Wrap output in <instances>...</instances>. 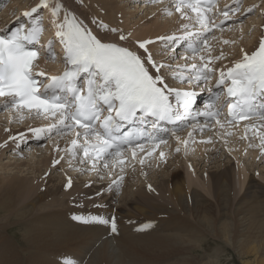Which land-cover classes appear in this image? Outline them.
<instances>
[{
	"label": "bare ground",
	"instance_id": "1",
	"mask_svg": "<svg viewBox=\"0 0 264 264\" xmlns=\"http://www.w3.org/2000/svg\"><path fill=\"white\" fill-rule=\"evenodd\" d=\"M39 1L40 0H37V2H34L31 6H34V4H37ZM64 1L73 5L74 8H76L74 5H78L77 2L81 1L80 3L89 10V13L90 10H92L95 11V15L98 13L97 15L104 16L103 13H105V10L103 9L111 11L108 6H105L107 2H109V0ZM146 1L147 0H144V2ZM26 7L28 6H23L20 12H23L24 8L25 11L28 10L26 9ZM48 10V8H45V10H43V18L45 19L44 24L46 23V27L48 26V23L52 24V21L48 18ZM5 11L6 10L4 9L1 15L2 17H0V24L3 25L5 24V22H8V20L14 19L13 14L8 17L9 19H7L8 13L5 14ZM74 12L77 11L74 10ZM3 14L5 16H3ZM45 14L47 16H45ZM85 15V17H87V14ZM79 16L80 15H78V17ZM258 16L262 18V23L261 26H259L256 38L255 36L253 38V43L247 46L246 51L248 52H253L257 48L258 40L263 34V31H261L260 28H262V26L264 25V11L259 10ZM104 17L107 18L106 21H108L109 19L112 24L116 25L115 23H113L115 17L113 18V15L111 13H109L107 16L105 14ZM75 18L77 21H79L76 16ZM241 19L246 21L245 18L241 17ZM185 21H188V19H186ZM90 22L93 23L94 21L90 20ZM50 28L56 29V27H47L45 36H50ZM108 29L114 28L108 27ZM103 31L105 30L103 29ZM153 31H155V28L153 29ZM132 33L129 34L131 35ZM141 33L142 35H144V29L141 31ZM92 34L102 42H110L108 39H102L101 33L97 34L95 32H92ZM110 36L111 35H109V37ZM147 38V40H149V37ZM41 62L42 60H40L38 63L42 67L43 64ZM235 62L236 60L228 66L234 64ZM182 86L183 85L179 84V88ZM5 109L9 108H0V111ZM8 111H12L13 114L15 113L16 115H18L12 109H9ZM25 115L27 116L26 113ZM1 116H3L4 118ZM8 117L9 113L7 111L4 114L0 115V119H7ZM28 120H22V122H24V126L17 127V129L12 128V133L14 131L19 132L22 130H25V133H27L28 131H30V129H35L36 126L42 127L44 125V128H47L51 123L54 122L52 120L42 118L44 124L41 123L39 125L35 124L32 119L29 122ZM12 122H15V120H12ZM30 122H32V124L34 123L35 125H30ZM260 123L262 124L264 122L261 121ZM249 124L250 123L235 125L233 133L236 129L242 127L245 128ZM250 128L252 129L245 132L246 135L248 137L253 135L254 139L259 140V142L261 143V139L262 137H264V128L262 126H250ZM196 131L202 132L203 134H206V136L210 134L209 131L207 132V134V130H202L201 126L200 129H196L194 127V130L193 127L190 126L189 128L184 129V131L181 133L183 134L182 137L180 132H178V134L174 133L173 136H170L176 139L181 137L183 141L188 140L189 145H187L186 147V149H188L190 145L194 146V144L191 143L192 140L190 141V139H188V136L186 137V135L189 134V132ZM215 131H217V129H215ZM221 132L225 134L220 135L221 137H228L227 135L232 132V128L228 126L221 127ZM52 134H44V136L52 137ZM3 136L4 134H0V139H2ZM9 136L10 135H8V138ZM247 136L244 138L246 139ZM209 138L210 141H215L214 139H212V137L209 136ZM164 139L168 138L164 137ZM60 140H62V138ZM247 140L251 141L249 140V138H247ZM8 142L9 146H7V150L9 147L10 151L14 150L15 152L16 150V152L22 153L26 149L24 146H22V149H20L21 151H18L17 149H15V146H10L11 141ZM70 142L71 139L69 137H64L62 142L60 143H57V141H50V143H56L55 148L60 149H63L65 147L67 148V146L70 145ZM204 143L205 141L204 139H202V142L197 144L196 153H200L199 157L195 159L197 160V164L192 165L191 163L187 162L188 160H186L184 162V170L182 168L183 165H180L177 159H171L163 163L162 166H152V169H150L151 167L147 169L145 163H143L140 168L141 170L139 172H136L137 174L134 171L130 170L125 172L124 174H126V178L125 182L123 183V189L120 191V193H118L120 194V196H122L124 193L126 194L124 197H122V202H120V204H111L115 200L114 194L116 193L110 192L112 194L109 197L104 196V200L105 203H108V205H110L111 207L108 209H103L101 207L99 209L96 208L93 216H86V214L81 209H84L88 213V210H90L94 206L88 205L87 201L86 203L82 204L81 202H77L78 199H84L85 196H89L93 192L92 189L85 187V184L90 183V180L88 179L84 180L83 182L76 181L75 183L71 184V187H66L61 180H59V182H57V180H52L54 181V183L48 185V181L53 178V175L52 173H46L44 175H41L45 176V183L40 185V182L38 183L36 180H34L35 172H37L36 178H38V175H40L39 167L35 166L36 161L31 162L34 164V166H30L29 168H27H32L31 171L29 170L27 171V173H23L21 175L9 174L10 176L6 178H0V214L2 215L0 218V233L5 232L6 236H12L7 232L8 226L10 227L13 222L17 220L20 226L24 229V233L21 236L24 241H28L30 243V248H33L32 250L42 244H49L50 246H54L56 249H59V252L53 251L54 254L44 256H39V252L28 249L27 254L22 252V255L19 257L23 258V260L19 258H11L14 256L15 252L9 251L8 256L4 251L0 250V264H163L159 260L169 256L176 257L175 255L182 254L183 252H194L198 245L194 244L193 242L191 243V241L198 240V238L204 236V229L217 239H221V241L225 243V246L227 245V247L229 246L232 249V246L236 247L239 255L242 256L244 264H264V216H261V214L264 215V185L260 184V182H257L254 179L253 175L249 176L250 180L245 185L246 189L242 196L238 198L237 204L236 206H234L232 216L230 217L228 206L230 205V201L232 200V189H236L234 187L236 185V182H234V165L232 163L225 165L217 161V159L222 156L219 150V145L211 142L208 146V149L205 150L204 146L201 147L200 145H203ZM230 143V147H235L237 151L243 153V149L240 148L239 144L236 145L235 143ZM31 144H34V142L32 141ZM35 146H37V143L35 144ZM50 149L53 150L51 147ZM57 154L58 153H56V156H58ZM262 154L264 155V153ZM70 158L72 157H69L68 160ZM137 160L140 161V157H138ZM50 161L54 160H52L51 158H46V160H39V163L50 164ZM14 162H17L20 170L24 166V164H30L29 160L21 162L20 160L14 159L13 163ZM238 164L239 166H237V170L239 176H243L244 178H246V169L244 168L243 164L241 165V163L239 162ZM53 165L54 164L52 163V167H55V169L59 166ZM73 165L75 164H72V166ZM197 166L199 167V169H197ZM201 166L203 167V169H205V167L211 168L208 171V181H206L205 179L203 182L201 181L199 183H201L203 187L207 185L208 192H211L212 197L214 198V201L218 206L219 212H217L214 216L211 215L209 211V208H211L212 206L207 203L203 204V202L207 201L208 198L201 194L194 187H191L193 184L191 182V180L193 181V179L191 178H193L195 176V173H197V171L201 169ZM255 167L254 170H256L258 166ZM74 171L75 173L81 172L80 175L85 174L84 172H86L82 171L81 167H76ZM123 171H125V169ZM239 171L241 173H239ZM159 172L160 175H158ZM151 173H153V176L149 177V183L141 185L136 184L137 180L134 179L135 175L137 177L139 176L143 178ZM32 174L34 176L33 180L29 177ZM240 177H238V179ZM244 183L245 180L242 179L240 189L243 187ZM109 184L110 183L106 181L98 187H106ZM147 184H150L151 188H149V185ZM64 187L67 190V195L72 196V199H69V197H67V200L64 202L66 198H63V201L60 200V202L58 203L57 193L61 188ZM112 187L117 188V186ZM237 190L239 191L238 187L236 189L235 195H238ZM258 196L261 197L260 201L258 200ZM45 200H47V203L50 206L49 209L37 214L31 213L32 209L36 208L37 206H41ZM120 205L121 207H126V209L130 212L126 214L127 216L120 210H118L120 208ZM115 206L118 208L117 212L120 215L121 219L116 225L118 232H116L114 236H111L109 224L111 223V221H109L111 214L105 215V213L108 211H115ZM12 216H16L17 218L12 219ZM80 216H86V218L88 219L87 224L78 225L68 219ZM92 217H102L103 219L109 221V223H99L92 220ZM135 219L142 220H139L138 222L133 224H126L127 220L132 221ZM147 223H151V225H149L148 227H143V225ZM134 225L138 227L135 230H132ZM127 227H129L131 230L127 231ZM247 233H249V235H247ZM191 263L194 264L193 261ZM200 264H218V262L216 260H211L202 262Z\"/></svg>",
	"mask_w": 264,
	"mask_h": 264
},
{
	"label": "snow or ice",
	"instance_id": "2",
	"mask_svg": "<svg viewBox=\"0 0 264 264\" xmlns=\"http://www.w3.org/2000/svg\"><path fill=\"white\" fill-rule=\"evenodd\" d=\"M170 2L175 5V11L181 13L182 18L194 19L199 27L194 31H188L189 25L184 24L181 27L185 31L181 35L158 37L157 40L167 43L169 48L179 41L190 40L194 42L189 44V49L194 55L207 51L206 36L213 28L219 27L208 15L212 11L214 0ZM61 7L59 2L52 6L50 0H40L30 11L22 13L24 17L29 18L26 22L27 27L24 23H19L14 30H0V98H2L0 108L14 110L20 120L24 119L26 113L31 118L54 121L47 128L30 129L38 138L44 134H64L77 128L81 129L82 131H75V138L71 139L67 152L75 159L82 151L80 162H90L91 171H99L97 164L101 163L104 168H108L109 161L112 167L124 166L128 159L124 155L125 152H131L133 159L137 156V149L144 152V148L135 143L137 136L144 135V130L140 128L121 132L125 124L134 121L138 116L141 118L151 116L158 120L187 118L193 110L197 94L194 91L172 90L181 101L180 107L184 110L183 116L177 113L169 95L163 88L157 86L158 82L163 83V78L159 75L153 77L145 67L147 61L157 71L165 67L172 68V65L164 63L157 65L153 60L148 45L154 41L138 42V48L143 50V56L117 43H104L71 13L65 12L63 21L57 22ZM42 8L49 9L52 23L57 29L55 36L59 38L64 49L65 70L59 75L47 76L44 72H34L39 58L37 49L39 35L43 29L41 20L32 17ZM184 9L194 13V17L189 16ZM237 10L225 6L224 20L232 19L230 13ZM246 11L251 12L252 8ZM168 14L171 15V12L168 11ZM101 27L108 31H117L108 29L103 24ZM120 39L124 40L125 37L121 35ZM51 45L50 40L45 46L46 56L54 59ZM199 59L201 63H192L180 69L188 73L180 77L181 79L198 85L210 78L213 73L210 67L212 57L206 59L201 55ZM40 77L47 79L48 83L45 84L44 79H39ZM173 78H176L175 72ZM217 83L223 88L225 99L220 101V94H215L207 103L206 110L197 111V115L205 118L218 117L223 105L227 103V116L230 118L228 123H232L233 120H246L252 114L259 115L264 121V112H257L254 107L259 103L260 108H264V39H261L258 49L251 55L245 54L240 62H236L226 71L221 70ZM224 85L227 86L223 87ZM216 123L221 124V121L217 119ZM151 126L155 127V124ZM191 136L192 133L189 132V137ZM80 137H83L82 142H79ZM9 139L15 140L16 137ZM164 142L153 141L156 147ZM188 143V140L183 141L185 147ZM261 143L264 144V137ZM155 150L153 147L145 155L151 156ZM176 150L179 151V148ZM261 150L264 151V148ZM159 156L163 159L165 153L160 152ZM59 162L56 160L53 164ZM139 162L143 164L144 158L141 157ZM122 179V176L117 177L110 187L118 186ZM71 183L69 178L66 187H71ZM74 219L88 222L83 217ZM91 219L103 224L109 223L102 217ZM111 230L117 231L114 219L111 221Z\"/></svg>",
	"mask_w": 264,
	"mask_h": 264
},
{
	"label": "rangeland",
	"instance_id": "3",
	"mask_svg": "<svg viewBox=\"0 0 264 264\" xmlns=\"http://www.w3.org/2000/svg\"><path fill=\"white\" fill-rule=\"evenodd\" d=\"M34 2H37V0H4L2 2L1 12L3 11V9H5L6 10L5 14L8 13L7 14V18H8L12 14L15 15V13H17V12L20 13L23 6L28 5V7H26V9H28L29 5L33 4ZM50 2H52L51 3L52 6H54L55 3H57V2H59L62 5L60 15H58V17H57V22L63 21L65 12H67V11L71 12L72 11V13H74L77 17H78V15H80L78 18H80V20H81L82 24H84V26H87L88 28L96 30L97 33H101L103 37L110 39V41H112V42H116L121 47H127V48H129V50H131L133 52H136V53L138 52V54L141 56H143V50L138 48L137 42H140L141 40L143 41V40H145V38L147 40L148 39L147 37H149V40L154 41V43H152L153 46L151 44L148 45V49H149V52L152 53V56L154 58L153 60L156 63H158L161 60H166V63H169L170 61L173 60V57H177L176 55L168 56V53L166 56L165 50L167 49V46H164V42L157 40L158 37H156V36H159L160 34H161L160 36H162L164 34V32L170 31L171 29H174V28H182L181 26L184 25V23L185 24L189 23V21H185L186 19H182L181 17H179L178 14L181 15V13L176 12L175 8L168 7V6L166 7V9L171 12V15H169L168 11H166V9L159 10L156 7V4H151V0H147L146 2H144V0H109V2H107V4L105 6H108V8H110L111 11L103 9V10H105V13H103V14H104V16H105V14L107 16L109 13H111L113 15V18L115 17L113 23H115L116 25L112 24V22H110L109 19H108V21H106L107 20L106 17L101 16V15H97L98 14L97 12H96L97 14L95 15L94 14L95 11L90 10V13H89V10L86 9V7H84L80 3L81 1L77 2L78 3V5L76 4L77 6L74 5L76 8H74L73 5L67 3L64 0H52V1L50 0ZM250 3H251L250 4L251 6L249 8L253 9L252 13H250V15L252 14L253 17L258 16L257 15L258 10L264 8V0H250ZM102 6H104V5H102ZM76 9H78V10H76ZM24 10H25V8H24ZM74 10L77 12H74ZM77 13H78V15H77ZM85 14H87V17H85L86 16ZM90 14H92V15H90ZM3 16H5V15L3 14ZM45 16H47V15L45 14ZM97 16H101V17H97ZM48 18L52 21V16H51V13L49 10H48ZM250 19H251V25H257L258 26L259 17H256L254 19L250 18ZM90 20H93L94 22L92 23V22H90ZM241 20L242 21H237L234 24V27L226 29L224 31L222 30L218 33L216 32V34H213L208 39V50L205 51L204 56L209 55L211 57H214V58H212L211 61H214L215 65L217 67L226 66V64L231 61V58L236 57V55L239 54V52H241L240 54L245 52L247 49V46H249L253 43L252 41H253L254 36L256 38V36H257L256 31L253 32L251 25L248 24L243 19H241ZM261 20H262V18H260V21ZM105 23H107V24H105ZM101 24L106 25L107 28L113 27L114 29H117V31L116 32L107 31L106 29L101 27ZM117 24H118V26H117ZM114 26H116V27H114ZM48 27H55V26L53 25V23L52 24L48 23ZM154 28H155V31H153ZM248 28H250V29H248ZM103 29L105 31H103ZM141 29L142 30L144 29V32H145V33H143L144 35H142ZM50 30H56V29L50 28L49 31ZM132 31H133V33H132ZM52 33H53V31H51V34ZM129 33H132V34L130 35ZM255 33H256V35H255ZM109 35H111V36L109 37ZM121 35H123L125 37L124 40L120 39ZM151 36H154V37H151ZM214 36H215V40L211 41ZM143 37H145V38H143ZM224 41H228V43H224ZM221 42H222V44H221ZM232 45H234V46H232ZM215 54H216V56H215ZM221 54H223L222 57H221ZM216 57H221V58L216 59ZM240 57H242V56L240 55ZM240 57L238 56L236 59H234V61L235 60L237 61L238 59H240ZM234 61H232V63ZM179 62H181V61H178V63ZM165 72H167L166 78L170 82H174V78L172 76V74H173L172 71L164 70L162 73L165 75ZM8 110L9 109H5V110L0 111V115L4 114L6 111L9 113V117L7 119H0V122H2V123H0V134H4L3 138L0 139V178H6V177L10 176L9 174L21 175L23 173H27V171H29V170L31 171V169H32V168H30V169H27V168H29L30 166H34V164L31 162L36 161L35 166L39 167L40 175H38V178H36L37 172H35L34 173L35 178H34L33 174L30 175L29 177H30V179L32 178V180L34 178V180H36L38 183L40 182V185L45 183V176H41V175L42 174L44 175L46 173H49V174L52 173V175H53V178L48 181V185H51L54 183V181H52V180H57V182H59V180H61L64 183V185L66 186L68 184L69 178L71 179L72 183H75L76 181L83 182L85 180L86 176L87 177L89 176L90 183L85 184V187L92 189L93 192L89 196H85L84 199L83 198L78 199V201H77V202H81V204L86 203V201H87L88 205L94 206L93 208L88 210V213L84 209H81L86 214V216L87 215L92 216L93 213L95 212L96 208L99 209L101 207L103 209L104 208L108 209L111 207L110 205H108V203H105V200H104V196L109 197L111 195V193H108V191H106L104 189L98 188L99 185H101L103 182H106L107 179H109L106 175H104V174L101 175V173H100V174H98L97 177L94 178L92 173H90V174L86 173L87 174V175L85 174L86 176L84 174L80 175L81 172L75 173L74 169L76 167H79V166H77V165L72 166V164L78 163L77 160L73 159V158H70L71 161L68 160L69 155L67 154V151L65 149L59 150L60 148H55L56 143H50V141H57V143L62 142V140L64 138L62 134H57V136L55 134H52V137L50 136L51 138L45 137L43 135L38 138L36 135H34V133L32 131H28L27 133H25V130H22L19 132L14 131L13 132L14 134H13L11 129L12 128L17 129V127L24 126V122H22L20 119L16 118L17 116H14V114H11V111H8ZM1 117H3V116H1ZM12 120H15V122H12ZM22 120H25V117ZM34 123L38 124V122H34ZM34 123L32 124V122H30V125L31 124L35 125ZM36 128H38V126H36L35 129ZM214 129H217V128L215 127ZM251 129L252 128H250V130ZM226 131H228V130H226ZM247 131H249V129L247 127H245V128L242 127V128L235 130L234 133H231V135H227L228 137L225 136V138L220 136V135H225L222 132L218 133V132L214 131L213 134L211 133V134L207 135L208 137L210 136V137H212V139L215 140V141H210V143L214 142L216 145L220 146L219 150H220V153L222 154V156H220L217 159V161H219L221 164H225V165L232 163L234 165V168H235L234 182H236L235 183L236 185L234 187L236 189L238 187L239 191L237 190L238 195H235L236 189L234 190V188H233L232 192L230 190L231 196H232V200L230 201V205L228 206V208H229L228 212H229L230 217L232 216V213L234 211V206H236L238 198H240L242 196V194L244 193V191L246 189L245 185L250 180L249 176L253 175L254 179L257 182H260V184L264 185V155L262 154V153H264V151L261 150L262 148H264V145L261 144L259 142V140H256L254 138H251L252 141H248L247 140V138H249L248 136L245 139L244 138V137H246L245 132H247ZM20 134H23V135L21 136ZM8 135H10L9 137H16V139L15 140L9 139ZM182 135L183 134H181V137H182ZM54 136H56V137H54ZM60 136H62V137H60ZM204 136H206V134H204L203 136L197 135L196 136L197 138H194L191 141V143H193L194 146L190 145V147H189L190 149L188 148L189 150L188 149L182 150L180 140L176 141V139H175L173 141V144L175 147L174 150H171V149L168 150L167 149L165 156H164V159L166 158L167 161H169L171 159H177L179 164L183 165V167H182L183 170H184V165H185L184 162L186 160H188L187 161L188 163H191L192 165H196L197 160H195V159H197L199 157V154H200V153H196L197 144L202 142V139L205 138ZM7 138H8V140H7ZM61 138H62V140H60ZM233 139H235V140H233ZM171 140H172V137L169 139V141H171ZM8 141H11L10 146L11 147L15 146V149H17L18 151H21L20 149H22V146H24L26 148L25 151L20 153V152H16V150H15V152H14V150L10 151L9 147L7 150V146H9ZM32 141L34 142V144H31ZM230 142H232L233 144L235 143L236 145L239 144L240 148L243 149V153H240L239 151H237L235 147H232V146L230 147L229 146L231 144ZM36 143H37V146H35ZM210 143L205 142L203 145L202 144H200V145H201V147L204 146V149L207 150ZM3 145H4V147H3ZM50 147L53 150H51ZM177 148H179V151L176 150ZM56 153H58L57 154L58 156H56ZM225 153H226V155H225ZM46 158L47 159L51 158L54 161L56 159H60L62 161V163L58 164L59 166L56 169H55V167H52L53 161H50V164L39 163V160H42V159L46 160ZM14 159L20 160L21 162L29 160L30 164H27V163L24 164V166L22 168L20 167L21 168V170H20L19 166L17 165V162L13 163ZM156 162H159V160ZM219 162H218V164H219ZM238 162L241 163V165L243 164L244 168L246 169V171H245L246 175H247L246 178H244L243 176H241V177L239 176L238 170H237V166H239ZM126 163H128V162H126ZM146 164L150 165L151 162L147 161ZM132 165H134V163ZM132 165H130V166H132ZM154 165L159 166L158 164L152 163V165H150L151 168H150V166H149V168L152 169L153 168L152 166H154ZM130 166H128V167H130ZM255 166H258L256 170H254ZM67 167H71V168L67 169ZM136 168H138V166H133V168L130 169V171H134L135 173L139 172L136 170ZM197 169H199L198 166H197ZM209 169H211V168L205 167V169H203V167L201 166V169L198 170L197 173H195V176L193 178H191V179H193V181L191 179L190 180L193 183L191 187H194L201 194H203L204 196H206L208 198V200L204 201L203 204L207 203V204H210L212 206L211 208H209V211H210L211 215L214 216L217 212H219L218 206L215 203L211 192L210 191L208 192L207 185L203 187L202 184L199 183L201 181L203 182L205 179H206V181H208ZM239 173H241V172L239 171ZM149 175L145 176L143 178L139 177V176L135 177L134 179H137L136 184L141 185V184L149 183V181H148L149 177L153 176V173H151ZM158 175H160V172ZM238 177H240V178L238 179ZM242 179L245 180V183H244L243 187L240 189V184L242 182ZM147 185H150V184H147ZM121 189H123V187ZM57 194H58V198H59V199L57 198L58 203L60 202V200L63 201V198H66L64 200V202L67 200V197H69V199H72V196L67 195V190L65 189V187L61 188ZM93 195H95L96 197L93 198L92 197ZM114 195H115L114 196L115 200L111 204H113V203L120 204V202H122V197H124L126 194L124 193L122 196H120V194L117 193ZM98 196H101V198H103V199H100V200L97 199ZM85 199H88V200H85ZM260 199H261V197L258 196L259 201H260ZM83 201H85V202H83ZM97 202L99 204H97ZM77 204H79V203H77ZM95 205H97V206H95ZM49 208H50V206L47 203V200H45L41 206H37L36 208L32 209L31 213L37 214V213L45 211ZM115 208L116 209L113 212L108 211V210L107 211L111 215H114L115 221H118L121 219V217L117 212L118 208L116 206H115ZM118 210H120L125 215H126V213H128V210L126 209V207H121V205H120V208ZM1 216L2 215L0 214V218H1ZM261 216H264V215L261 214ZM226 217H228V216H226ZM11 218L14 219L17 217L12 216ZM139 220H142V219H135V220H133L134 221L133 223H136ZM166 229H168V228H166ZM202 230H203V227H202ZM7 232L13 236V239H12V236H10V237L8 235L6 236L5 232L0 233V242H1L0 243V250L4 251L6 253V255L9 256V251L15 252L14 256L11 258L17 259L22 255V252L27 254L28 249H31V250L33 249V248H30L31 246H30V243L28 241L23 240L21 235L24 233V229L20 226V224L17 222V220L14 221L10 227L8 226ZM204 232L206 233V234L203 233L204 236L198 238V240H192L191 241V243L193 242L194 244L198 245L196 250H194V252H191V253L183 252L182 254L175 255L176 257L169 256V257L163 258L159 261H161L163 264H182V263L183 264H192L191 263L192 261L194 262V264H200V263L205 262V261H211V260L215 261L216 260L218 262V264H244L243 260H242V256L239 255V252H238L236 247H234L232 245L231 246L233 247V249L230 248L229 246L227 247V245L225 246V243H223V241H221V239L219 240L216 237L212 236L205 229H204ZM247 235H249V233H247ZM247 235H245V236H247ZM7 241H9L10 243ZM32 251L39 252V256H44V255L54 254L53 251L59 252V249H56L54 246H50L49 244H42L40 246H37V248H35ZM49 251H52V252H49ZM19 259L23 260V258H19ZM150 259H154V258H150Z\"/></svg>",
	"mask_w": 264,
	"mask_h": 264
}]
</instances>
